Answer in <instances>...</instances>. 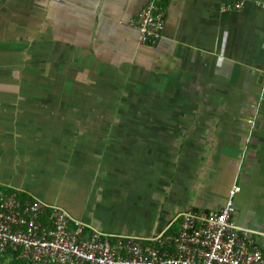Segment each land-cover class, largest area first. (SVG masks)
<instances>
[{
    "label": "crops",
    "instance_id": "0c3cea01",
    "mask_svg": "<svg viewBox=\"0 0 264 264\" xmlns=\"http://www.w3.org/2000/svg\"><path fill=\"white\" fill-rule=\"evenodd\" d=\"M147 2L0 0V200L152 237L238 184L237 225L264 234V0H163L154 45Z\"/></svg>",
    "mask_w": 264,
    "mask_h": 264
},
{
    "label": "built area",
    "instance_id": "2783aa9c",
    "mask_svg": "<svg viewBox=\"0 0 264 264\" xmlns=\"http://www.w3.org/2000/svg\"><path fill=\"white\" fill-rule=\"evenodd\" d=\"M162 1L148 0L133 21L141 44L162 38ZM243 6V1L228 3L223 10ZM240 190L235 184L219 210L182 212L176 233L152 237L104 233L63 208L11 192L0 200V256L18 253L27 264H264V243L258 242L264 234L234 219Z\"/></svg>",
    "mask_w": 264,
    "mask_h": 264
},
{
    "label": "trees",
    "instance_id": "16d2710c",
    "mask_svg": "<svg viewBox=\"0 0 264 264\" xmlns=\"http://www.w3.org/2000/svg\"><path fill=\"white\" fill-rule=\"evenodd\" d=\"M12 255V261L11 264H27L23 260L18 258V253H8L5 255L0 256V262L5 261L8 257L10 258Z\"/></svg>",
    "mask_w": 264,
    "mask_h": 264
},
{
    "label": "rangeland",
    "instance_id": "374dc122",
    "mask_svg": "<svg viewBox=\"0 0 264 264\" xmlns=\"http://www.w3.org/2000/svg\"><path fill=\"white\" fill-rule=\"evenodd\" d=\"M11 261L12 260L8 257L5 261L0 262V264H11Z\"/></svg>",
    "mask_w": 264,
    "mask_h": 264
}]
</instances>
